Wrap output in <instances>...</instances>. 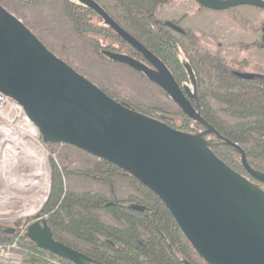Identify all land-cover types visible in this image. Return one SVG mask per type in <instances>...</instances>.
I'll return each mask as SVG.
<instances>
[{"label": "water", "instance_id": "water-1", "mask_svg": "<svg viewBox=\"0 0 264 264\" xmlns=\"http://www.w3.org/2000/svg\"><path fill=\"white\" fill-rule=\"evenodd\" d=\"M193 1L217 11L240 5L264 10V0ZM80 2L96 12L146 64L121 53L103 51L104 55L142 72L183 114L199 120L187 98L191 93L183 92L165 65L97 1ZM165 24L184 33L171 21ZM261 30L264 38V26ZM238 76L254 77L250 73ZM0 92L22 107L43 142L71 145L107 161L152 191L205 263L264 264V173L251 168L240 145L219 136L204 122L206 130L202 133H186L116 101L51 52L1 4ZM207 133L215 134L217 140H206ZM221 145L240 153L241 164L253 180L214 154L212 148ZM31 220L24 235L40 249L72 264H99L56 240L39 213Z\"/></svg>", "mask_w": 264, "mask_h": 264}, {"label": "trees", "instance_id": "trees-1", "mask_svg": "<svg viewBox=\"0 0 264 264\" xmlns=\"http://www.w3.org/2000/svg\"><path fill=\"white\" fill-rule=\"evenodd\" d=\"M13 1L35 4L59 0ZM61 1L63 15L70 22L73 31L89 37L90 46L98 55L110 60L103 51L121 53L111 46L102 48L98 37H103L122 42L130 51L124 55L146 64L142 56L105 25L91 8L80 0ZM171 1L173 0H111L122 23L112 18L165 65L184 93H191L187 98L198 113L199 120L186 116L180 108L174 113L175 116H167L157 107L135 106L103 90L116 101L182 132L200 134L206 130L204 122L219 136L240 145L251 168L264 173V75L253 74L251 79L241 78L239 73H249L246 71L248 61L227 59L218 51L210 53L200 48L199 38L192 30L184 29V33L174 34V30L156 15L159 7ZM94 17L100 19L102 25L93 22ZM186 17L187 14H183L179 20L172 22L177 25ZM243 48H264V45L252 43L243 45ZM188 68L192 71V76ZM210 100L225 106L230 116L239 121L232 123L221 118ZM42 143L50 152L58 144ZM212 150L235 172L253 180L242 166L240 153L236 149L221 145ZM49 161L51 187L47 200L40 209V215L46 216L47 226L56 240L82 252L99 264H199L193 259L195 251L181 234L168 209L136 178L104 160L97 159L88 168L74 171H68L66 166L60 169L52 158ZM64 175H76L99 182L107 188L108 195L72 192L64 186ZM115 180L127 183L134 193L126 199H117ZM98 210L110 215L119 227L102 221L97 214ZM16 234L6 236L0 231V242L11 241ZM78 242L85 248H79ZM19 244L27 251L24 264H47V256L56 258L37 247L24 234L19 239ZM201 264L207 263L202 260Z\"/></svg>", "mask_w": 264, "mask_h": 264}, {"label": "rangeland", "instance_id": "rangeland-1", "mask_svg": "<svg viewBox=\"0 0 264 264\" xmlns=\"http://www.w3.org/2000/svg\"><path fill=\"white\" fill-rule=\"evenodd\" d=\"M97 1L105 7L114 19L122 23L118 12L112 7L111 0ZM0 3L20 19L57 57L101 89L135 106L157 107L167 116H175L174 113L178 112L179 107L150 79L131 66L101 57L90 46L89 37L75 33L70 22L63 15V2L61 0L53 3L45 1L35 4L0 0ZM183 14H187V17L181 20L178 25L197 34L200 48L210 53L218 51L227 59L246 60L249 62L247 72L264 75V48H243V45L252 43L264 45L261 30L264 26V10L240 5L217 11L199 8L193 0H173L169 4L159 7L156 13L159 19L171 22L179 20ZM93 22L102 25L97 17H94ZM173 33L179 34L175 31ZM98 38L102 48L111 46L123 54L130 52L129 48L122 42L104 39L103 37ZM181 58H183L182 54ZM210 103L221 118L232 123L239 121L230 116L225 106L213 100H210ZM29 135L32 138H38L34 133ZM41 144L43 149L47 151L49 192L52 173L50 158L56 162L60 169L66 166L68 171L88 168L97 161L93 156L71 145L59 143L53 146L52 152H50L42 142ZM24 145L19 150L21 155L18 154L13 162L10 161L9 152L0 153V164H2V166L0 165V192L8 190L11 183L19 186L25 183L31 163L34 162V155H31ZM62 181L68 190L75 193L95 192L108 195V190L104 185L85 180L76 175H64ZM49 192H47V196ZM115 193L117 199H126L134 192L127 183L115 180ZM46 200L36 212L31 215L27 214L29 216L24 215L20 218L17 216L13 219L0 218V225L15 223L16 229L19 230V227H22L28 219L30 220L31 216L40 214V209ZM97 214L105 223L119 227V224L105 211L98 210ZM40 217L46 219V216L40 215ZM11 220L13 221L11 222ZM77 245L79 248H85L82 243L78 242ZM193 259L199 264L202 263V260L195 253H193Z\"/></svg>", "mask_w": 264, "mask_h": 264}, {"label": "bare ground", "instance_id": "bare-ground-1", "mask_svg": "<svg viewBox=\"0 0 264 264\" xmlns=\"http://www.w3.org/2000/svg\"><path fill=\"white\" fill-rule=\"evenodd\" d=\"M30 133L38 137V131L33 126L28 127L26 132L19 133L17 127L0 125V141H2L0 153L9 152L10 161L13 162L20 154V148L25 144L29 153L34 155V162H30L31 167L25 183L21 186L11 183L8 190L0 192V218L13 219L17 216L20 218L27 214L31 215L39 209L47 196L49 187L47 154L40 142L32 138Z\"/></svg>", "mask_w": 264, "mask_h": 264}, {"label": "built area", "instance_id": "built-area-1", "mask_svg": "<svg viewBox=\"0 0 264 264\" xmlns=\"http://www.w3.org/2000/svg\"><path fill=\"white\" fill-rule=\"evenodd\" d=\"M0 125L17 127L19 133L26 132L27 128L31 126L36 128V126L27 117L22 107L1 92H0ZM37 140L41 144L42 141L39 132H38ZM1 144L2 141H0V145ZM12 221L13 220H11V222ZM29 223L30 222H25L23 226L16 232L17 234L14 236V238L11 241L0 242V264H24L27 257V251L20 246L19 239L21 238L22 234L25 233V229ZM46 263L69 264L65 260L60 259L58 257L51 258L49 256H47L46 258Z\"/></svg>", "mask_w": 264, "mask_h": 264}, {"label": "flooded vegetation", "instance_id": "flooded-vegetation-1", "mask_svg": "<svg viewBox=\"0 0 264 264\" xmlns=\"http://www.w3.org/2000/svg\"><path fill=\"white\" fill-rule=\"evenodd\" d=\"M178 25V24H177ZM179 26V25H178ZM148 67L149 68H151L152 70H154V72H158L156 69H154V68H152V67H150L149 65H148ZM139 72V71H138ZM202 133V132H201ZM204 137H205V139L206 140H217V137H216V135L215 134H212V133H207V134H205L204 135ZM32 220H27L26 222H31ZM0 228L1 229H4V228H6V229H12L13 231L11 232V233H4V232H2L4 235H6V236H11V235H14L15 233H16V228H17V225L14 223V224H9V225H5V226H1L0 225Z\"/></svg>", "mask_w": 264, "mask_h": 264}, {"label": "crops", "instance_id": "crops-1", "mask_svg": "<svg viewBox=\"0 0 264 264\" xmlns=\"http://www.w3.org/2000/svg\"><path fill=\"white\" fill-rule=\"evenodd\" d=\"M161 18V17H160Z\"/></svg>", "mask_w": 264, "mask_h": 264}]
</instances>
